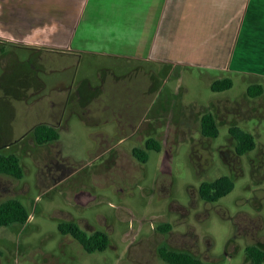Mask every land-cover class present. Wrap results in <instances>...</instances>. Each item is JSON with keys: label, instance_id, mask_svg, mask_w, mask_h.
Listing matches in <instances>:
<instances>
[{"label": "rangeland", "instance_id": "1", "mask_svg": "<svg viewBox=\"0 0 264 264\" xmlns=\"http://www.w3.org/2000/svg\"><path fill=\"white\" fill-rule=\"evenodd\" d=\"M50 34L0 32V151L18 155L25 172L0 174V203L17 198L31 213L24 227L0 228V264H167L162 245L210 264H248L245 248H264V95L247 88L264 77L210 70L216 61L198 51L172 68L104 52V32H79L84 52L49 48ZM224 77L233 87L212 91ZM206 112L218 138L202 135ZM41 123L59 140L37 144ZM235 125L255 136V150L236 153ZM149 138L162 151L139 162L133 149ZM225 175L234 190L203 201L201 183ZM61 222L108 233V249L88 254Z\"/></svg>", "mask_w": 264, "mask_h": 264}, {"label": "crops", "instance_id": "2", "mask_svg": "<svg viewBox=\"0 0 264 264\" xmlns=\"http://www.w3.org/2000/svg\"><path fill=\"white\" fill-rule=\"evenodd\" d=\"M0 32L78 53L79 32H104V52L172 68L198 51L210 70L264 77V0H0Z\"/></svg>", "mask_w": 264, "mask_h": 264}, {"label": "trees", "instance_id": "3", "mask_svg": "<svg viewBox=\"0 0 264 264\" xmlns=\"http://www.w3.org/2000/svg\"><path fill=\"white\" fill-rule=\"evenodd\" d=\"M233 80L229 77L219 78L211 83L214 92H223L233 87ZM247 94L251 98L264 95V85L251 84L247 88ZM201 132L204 137L218 138L220 135L218 121L211 112H206L201 117ZM36 143L47 145L58 141L60 133L56 126L47 123L36 125L32 131ZM229 133L236 141L235 151L239 156L246 155L255 150V136L239 126H232ZM162 151V144L155 138H149L145 143V148H134V157L142 163L149 159V151ZM0 174L8 175L16 179L24 177V168L21 159L16 154H4L0 151ZM235 188L234 179L230 176H221L214 181H204L199 187V194L203 201L209 203L218 202L223 197L229 195ZM31 213L25 205L17 198H10L0 203V228L27 225ZM58 229L63 235H70L83 247L85 252L93 254L104 252L110 244L108 233L98 230L88 233L76 222H61ZM162 232L171 229L170 224H164L158 228ZM160 258L167 264H210L201 258L185 251L170 249L162 245L158 249ZM248 264H264V248L252 244L245 248Z\"/></svg>", "mask_w": 264, "mask_h": 264}]
</instances>
